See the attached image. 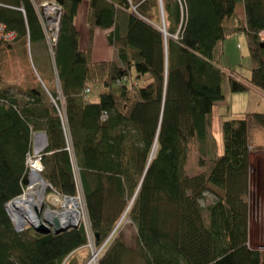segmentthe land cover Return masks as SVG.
I'll list each match as a JSON object with an SVG mask.
<instances>
[{
    "label": "trees",
    "instance_id": "trees-1",
    "mask_svg": "<svg viewBox=\"0 0 264 264\" xmlns=\"http://www.w3.org/2000/svg\"><path fill=\"white\" fill-rule=\"evenodd\" d=\"M44 1L0 0V23L17 34L0 44V56L15 42L29 40L32 47L46 40L35 9ZM84 1L55 0L62 16L49 80L35 66L44 86L14 95L12 80L0 76V264H82L89 243L82 226L59 235L34 228L17 233L5 208L24 191L26 159L38 133L48 142L44 180L76 196L67 131L97 247L134 199L136 248L118 229L99 264H263L264 251L249 246V130L253 123L264 128V113L224 121L222 155L209 147V117L225 99L226 82L233 93H264V0H87L91 31L112 30L108 40L118 54L100 63L80 48L75 19ZM239 6L244 20L233 24ZM236 34L248 41L250 79L226 72L216 59ZM133 69L137 80L130 81ZM97 83L104 90L94 102L89 96ZM194 149L208 172L189 174ZM211 191L214 202L203 206Z\"/></svg>",
    "mask_w": 264,
    "mask_h": 264
},
{
    "label": "rangeland",
    "instance_id": "rangeland-1",
    "mask_svg": "<svg viewBox=\"0 0 264 264\" xmlns=\"http://www.w3.org/2000/svg\"><path fill=\"white\" fill-rule=\"evenodd\" d=\"M158 1L159 3H161L162 0H158ZM52 6H54V8L60 7L56 4L54 0H49V1L45 0L43 3L35 4V9L37 11V14H39L38 16L40 17V20L44 22L41 16L43 17V19L46 20L43 27H44V31L46 34V39H47L46 41L48 42V45H49V58L51 60L54 57L53 49L56 46V42L58 40L59 30H60V21H61V16H62V9L60 8L61 13L58 15V13L56 14L55 11L53 12V10H51ZM133 9H135V6L132 7V10ZM242 11H243L242 6H239L238 15L236 16V19L233 22V24L239 21H242V19L244 20V15L242 14ZM47 12L49 14H52L53 16L55 14L57 16L55 15V17L51 18ZM51 19L54 23L53 25L51 23H48V21H50ZM159 26H160L159 28L165 34L166 25L163 19H162V24H160ZM12 32H15V31H12ZM178 37H179L178 35H175L173 38L175 40H178ZM260 38H261V43H263L264 42V31L260 34ZM37 44L35 43L31 47L30 42L28 40L27 44L25 43L21 45L22 49H20L19 52L24 51V54L22 55L19 54L18 51L7 52V49H4L2 51V55L0 56V76H2L4 80L6 78L7 73H10L11 80L14 77H17V79L18 77L19 78L21 77L23 81L26 80V84H28L27 87L31 89V88L37 87L39 83L43 84L40 79V76L37 73V70H36V67H37L39 72L42 74V76L46 78V80H49L50 78L49 76L52 75V73L50 74V61L51 60H49L45 56L46 55L45 51H43L42 49L38 50ZM222 47L224 50V54H222L221 51L218 54H216V59L218 63L220 64V66L226 72L233 73L234 75L239 76L238 78H243L245 80L250 79L252 63H251L249 46H248V41H247L246 36L244 34L242 35L236 34L235 36L226 40L224 44L222 45ZM7 48L13 50L14 47L13 48L7 47ZM88 49L90 50L91 53L93 52L92 46L89 45L88 48L85 47V50H88ZM31 56L33 60L31 59ZM103 61H115V60H103ZM103 61L94 60L95 63H100ZM14 70L17 71L18 76L14 75L15 74ZM236 76L234 78H237ZM57 78L58 76H56V81H57L56 84H57V89H59V83H58L59 81ZM134 78L137 80L135 69H133L131 78L129 80L131 81ZM12 84H13V80H12ZM141 84H144V82ZM42 86H44V84ZM101 86L102 85H99L98 83L92 86V92L94 94L93 97H95V99L98 102L100 101L101 93L104 90L103 87ZM13 93L14 95H16L17 93L20 94L19 90H14ZM224 93H225L224 101L218 103L214 107L213 112L210 115L211 117H209L210 119V129L209 130H210V136H211L210 141L211 143H213V146H211V143H210L209 147L213 149L214 152H216L219 155H222L224 152L223 129H222V124L224 121L228 119L244 118L245 115L250 114V113H264V93L263 92L257 91L255 89H251L247 92L233 93L230 91L229 85L226 82L224 86ZM51 100L54 103V100L52 98ZM66 133H68V131ZM36 135L38 136L36 138V145L38 146L41 145L42 146L41 148L42 149L44 148V150L41 152L40 149H37L35 144L33 145L34 150H33L32 156H27V159H26L27 169H29L31 165H33L32 163H35L36 161H40L39 159L40 155L42 156L46 148L48 147L46 135L43 133H38V134H35L34 137ZM69 138L70 136H68V140ZM44 139H45V143L43 142ZM249 141H250V146H251L250 162L252 165L250 196H249V204H250L249 246L252 249L264 251V128L261 127L260 125L253 123L252 126H250V130H249ZM35 149H36V152H40L36 156H35ZM67 150L73 158V166H74L73 170L75 173V180L77 183V194L75 198H77V201L79 202L80 207L78 206L77 208L81 213L80 220L77 223V226L75 227V229L82 226L86 230L88 237H89V243L86 246V250L80 253V256H81L80 262L82 264L84 263L85 264H99V261H98L100 260L99 257L105 253V251L107 250L106 248L107 244H109V241L112 240V236L115 235V231H117L118 229H119L118 235H120L121 233V235L124 237V241L126 242V244L131 248H136L137 243H138V235H137L136 226L134 225V223L132 222L130 218V209L134 202V199L130 202L128 210L125 212L124 216L118 223L116 230H114V232L111 234L108 240L101 247H97L95 245V240H94L95 237L90 228L91 226H90V222L88 220L87 211H86L87 208H85L86 205H85V199L83 198V193H82L83 188L81 186L79 168L77 166L74 149H73L71 142L67 143ZM189 160H190V164H189L190 167L188 169L189 174H196L200 172L209 171L208 167L198 164V152L196 151V149L192 151V154L190 155ZM40 162L43 165L42 161ZM43 170H44V166H43ZM43 170H42V173H43ZM42 173L41 174L39 173L40 177L42 176ZM41 178H43V176ZM23 186L25 187L24 193L27 194V189L29 188V182L27 181V184L26 185L24 184ZM78 189H79V193H78ZM49 193H53V190L48 187V190L46 193L47 194L46 196L48 198H50ZM214 199H215L214 194L211 191L205 194V198L201 201V203L203 206H209L214 202ZM45 200H44L45 204L43 205L42 211H41L42 214L46 213L49 210L55 211V212L59 211V213H62L65 211V209H67V206L65 208L61 202L54 204V203H51L48 199H45ZM7 210H9V207H7ZM68 210L69 209H67V213H68ZM29 228H32V226H30ZM96 237L99 238V235L98 236L96 235Z\"/></svg>",
    "mask_w": 264,
    "mask_h": 264
},
{
    "label": "bare ground",
    "instance_id": "bare-ground-1",
    "mask_svg": "<svg viewBox=\"0 0 264 264\" xmlns=\"http://www.w3.org/2000/svg\"><path fill=\"white\" fill-rule=\"evenodd\" d=\"M51 10H53V12L55 11L56 14L58 12L57 8H54V6H52ZM48 15L51 18L55 17V15L53 16L52 14H49V13H48ZM48 23H51L52 25L54 24L52 19L50 21H48ZM43 24H44V22H43ZM37 137H38L37 135L34 137L35 146H36V138ZM36 147L38 148L39 146L37 145ZM38 154H39V152H37V155ZM39 159L41 161V158H39ZM35 166L33 167V173L31 175V178H29V180H31L32 185H33L32 191L29 192L28 194L23 195V198H21L20 200H16V201L11 200L9 202L10 204L9 203L6 204L9 206V211H10L9 212L6 209L7 214L9 216L10 220L12 221L15 230L17 229V231H22L26 228V226H32V228H34L35 230L43 228V229L48 230L49 233L54 234L55 229H56L55 220H58L60 222L61 228L66 229V231L69 229L75 228L77 226V223L80 220V217H81V213L77 208L79 206V202L77 201V199H75V200L71 199V200L67 201L66 206H67V209H69L68 213H67V209H65V211L60 213V214L56 213V212L53 213V212L48 211V214L46 215V217L44 219L41 218L39 221V218H37L36 214H37L38 210H36V208L40 209V211H41L42 207H43V203H42L43 192H42V190H40V187H38V183L42 181V178L39 176L40 172H38V169L35 168ZM36 197L39 198V201L37 203L35 202ZM5 208H6V206H5ZM74 208H76V209H74ZM34 210H36V211H34ZM32 216L35 219H33V221L29 224V219H27V218L32 217ZM39 216H40V214H39ZM67 220H68V222H67ZM45 226L48 228H46ZM41 234H43V233H41Z\"/></svg>",
    "mask_w": 264,
    "mask_h": 264
},
{
    "label": "crops",
    "instance_id": "crops-1",
    "mask_svg": "<svg viewBox=\"0 0 264 264\" xmlns=\"http://www.w3.org/2000/svg\"><path fill=\"white\" fill-rule=\"evenodd\" d=\"M107 1H110V2L117 4V2L119 0H107ZM134 1L137 4H141V2L143 0H134ZM135 6H137V5H135ZM21 11L24 12L23 10H21ZM88 17H89V3L87 0H85L81 4L79 11H78V15L75 19V25L77 27V30H78L79 36H80V48L85 50V47L88 48L89 45L92 46V50H93L92 60H100V61L118 60V54L115 51L113 45H111V43L108 40L109 34L112 30H105L103 28L95 27V29H93V31H91V26L88 22ZM46 40L42 43H38V44L36 43V44L38 46V50L42 49L43 51H45V54H46L45 56L49 60H51L49 58V45H48V42ZM14 44L15 45L12 46V48L14 47L13 50L8 49L7 52L18 51L19 54H21V55L24 54V51L19 52V50L22 49L21 44H19L18 42H15ZM23 58H24V56H23ZM31 59L33 60L32 56H31ZM14 73H15L14 74L15 76H18L17 71L14 70ZM6 78H9V81H10V73L6 74ZM12 80H13V84H14L13 86L16 88V89L14 88V90H19L20 94H23L24 89L28 88L27 87L28 84H26V80L23 81V79H21V77L20 78L18 77V79H17V77H14V78H12ZM56 82L57 81H55V85L57 87ZM8 83H10V82H8ZM93 95L91 96V101L95 102L97 100L95 99V97H93Z\"/></svg>",
    "mask_w": 264,
    "mask_h": 264
},
{
    "label": "built area",
    "instance_id": "built-area-1",
    "mask_svg": "<svg viewBox=\"0 0 264 264\" xmlns=\"http://www.w3.org/2000/svg\"><path fill=\"white\" fill-rule=\"evenodd\" d=\"M57 8V13H58V15L60 14V8L61 7H56ZM41 18H42V20L44 21V23L46 22V20L45 19H43V17L41 16ZM58 21H59V19H58ZM17 39V34L15 33V32H12V31H10V30H7V27L4 25V24H2V23H0V44L1 43H10V42H14L15 40ZM57 40V39H56ZM55 40V41H56ZM85 93H89V90H87ZM107 119V116H106V114H104V116H103V120H106ZM66 134V136H67V143H69V142H71V140H70V138H69V140H68V134L67 133H65ZM43 142L45 143V139L43 140ZM47 144V143H46ZM37 146V145H36ZM42 146L40 145L39 146V148L41 149L40 151L42 152L43 150H44V148L42 149L41 148ZM39 148H37V149H39ZM40 153V152H39ZM37 155V152H36V149H35V156ZM29 156H32V154L31 155H29ZM39 158H41V156L39 157ZM31 163H32V161H31ZM33 165H31V169L29 170L28 169V174H27V180L29 181V188L27 189V194L29 193V192H31L32 191V187H33V185H32V182H31V180H29V178H31V175H32V173H33V167L35 166V168H37L38 169V172H40V174L42 173V170H43V165L41 164V162L40 161H36L35 163H32ZM42 177V176H41ZM40 178V177H39ZM38 182V181H37ZM38 187H40V190H42V192H43V195H42V203H43V205L45 204V199H48L51 203H59V202H61L62 203V205L66 208V203H67V201L68 200H71V199H77V198H75V197H71V198H69V196L67 197V196H65V195H62V194H60L59 193V191L58 190H56L54 187H52V185L51 184H49L48 182H46V181H44V179L42 178V181L41 182H39L38 183ZM48 187L49 188H51L52 190H53V193H49V196H50V198H48L46 195V193H47V190H48ZM25 188V187H24ZM25 190V189H24ZM78 193H79V189H78ZM82 193H83V190H82ZM26 193H24V191H23V193L20 195V196H18V197H16V198H14L13 199V201H16V200H20L21 198H23V195H25ZM69 198V199H68ZM83 198H84V193H83ZM45 200V201H44ZM39 201V198H37L36 197V199H35V202L37 203ZM10 204V203H9ZM7 207H9L8 205H6V209H7ZM36 210H38L37 211V214H36V216H37V218H39V221H40V219L42 218V219H44L45 217H46V215L48 214V211L46 212V213H44V214H42V210L40 211V209H37L36 208ZM36 210H34V211H36ZM7 211H9V210H7ZM50 211V210H49ZM10 212V211H9ZM50 212H55V211H50ZM36 213V212H35ZM56 213H59V211H57ZM39 214H40V216H39ZM60 214V213H59ZM27 218V217H26ZM27 219H29V224L33 221V219H35L33 216L32 217H29V218H27ZM18 226V225H17ZM30 226H26V228L24 229V230H22V231H17V229H16V232L17 233H23L25 230H27L28 228H29ZM46 227V226H45ZM48 228V227H47Z\"/></svg>",
    "mask_w": 264,
    "mask_h": 264
},
{
    "label": "water",
    "instance_id": "water-1",
    "mask_svg": "<svg viewBox=\"0 0 264 264\" xmlns=\"http://www.w3.org/2000/svg\"><path fill=\"white\" fill-rule=\"evenodd\" d=\"M60 13H61V10H60ZM261 47L264 48V43H261ZM25 184H27V181H25ZM55 225H56V229H55V233H54L55 235L62 234V233H64L66 231V229L61 228L60 222L58 220H55ZM36 231L39 232V233H43V234H48L49 233L48 230L43 229V228L42 229H38Z\"/></svg>",
    "mask_w": 264,
    "mask_h": 264
}]
</instances>
